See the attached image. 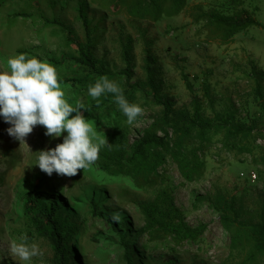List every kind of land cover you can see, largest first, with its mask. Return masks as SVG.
I'll use <instances>...</instances> for the list:
<instances>
[{
  "label": "rangeland",
  "instance_id": "obj_1",
  "mask_svg": "<svg viewBox=\"0 0 264 264\" xmlns=\"http://www.w3.org/2000/svg\"><path fill=\"white\" fill-rule=\"evenodd\" d=\"M243 9L264 25V0H0V71L8 70L9 57L21 53L48 61L56 67L69 102L84 103L89 111H80L111 144L78 175L48 176L36 165L38 151L55 148L67 133L53 138L38 125L20 144L0 116V264H20L9 245L25 234L43 252L31 264H55L52 244L37 237L29 224L24 203L31 195L56 204L61 217L78 226L68 264H125L126 243L135 264H236L228 262L231 235L210 200L223 194L237 197L254 212L264 210V114L256 93L260 85L264 96V27L228 38L201 15ZM81 10L94 53L113 72L129 68L130 78L109 79L120 84L126 98L132 92L129 102L143 107L144 115L133 125L127 124L112 94L99 100L88 95L98 78L79 64L77 48L68 40L71 33L74 41L86 42ZM150 74L172 111L192 113L199 102L206 117L232 109L244 123L255 125L261 133L255 155L228 154L215 143L202 155L205 166L190 179L171 158L146 186L123 177L125 173L108 176L100 160L116 148L113 139L131 148L146 135L161 137L168 130L162 121L165 108L153 98ZM115 117L120 121L116 127ZM169 188L191 226H208L199 240L179 241L148 226L141 207Z\"/></svg>",
  "mask_w": 264,
  "mask_h": 264
},
{
  "label": "trees",
  "instance_id": "obj_2",
  "mask_svg": "<svg viewBox=\"0 0 264 264\" xmlns=\"http://www.w3.org/2000/svg\"><path fill=\"white\" fill-rule=\"evenodd\" d=\"M180 2L181 0H176L177 4ZM80 19L87 29L86 42H76L70 37L71 33H68L70 35L68 40L76 46L79 53V64L96 78L123 75L130 78L129 68L118 73L113 72L94 53L90 42L88 21L83 10L80 11ZM201 19L224 32L228 38L252 27H264L246 9L236 14L205 12L201 15ZM55 23L66 29L63 23L58 21ZM149 81L153 98L157 100L158 105L165 108L162 121L168 130L161 137L146 135L131 148H128L122 139H113L111 143L116 148L107 151L100 160L102 169L108 176L119 177L125 173L123 177L131 178L138 184L146 186L155 180L161 167L171 158L179 162L186 172L187 179H190L194 172L205 166L202 155L215 143L220 145L221 151L228 154L255 155L258 148L256 141L261 133L255 125H249L240 120L234 110L229 109L222 113H215L212 117H206L201 111L200 103L194 102L192 113L172 111L159 96V89L151 74ZM131 93V91L127 93L128 99L132 98ZM256 93L258 105L264 114V96L260 85L256 87ZM118 119V117L114 118L115 127L120 125ZM105 120L109 121L107 118ZM210 203L211 208L220 215L222 224L231 235L228 262L262 264L264 261V210L254 212L239 202L237 197L229 198L223 194L214 196ZM24 208L29 215V224L35 235L49 240L52 244L54 263L68 264L71 260L70 242L77 239L78 226L64 220L56 204H45L32 195L26 198ZM141 212L149 227L179 241H197L208 229L206 224L193 227L187 222L183 212L176 205L171 188L160 192L154 202L142 206ZM124 247L126 249L125 264H135L127 249L128 244L126 243Z\"/></svg>",
  "mask_w": 264,
  "mask_h": 264
},
{
  "label": "clouds",
  "instance_id": "obj_3",
  "mask_svg": "<svg viewBox=\"0 0 264 264\" xmlns=\"http://www.w3.org/2000/svg\"><path fill=\"white\" fill-rule=\"evenodd\" d=\"M6 63L8 70L0 71V116L11 125L8 134L21 144L38 125L46 129L45 135L53 138L67 133L55 148L38 151L36 165L48 176L55 172L73 177L92 167L99 159V152L111 144L104 134L101 137L93 126L94 121L90 122L80 111L89 108L82 102H69L56 67L23 53L9 57ZM105 94L114 96L128 125L144 115L143 107L129 102L118 82L101 76L89 85L88 95L99 100ZM9 251L20 264H31L33 258L43 256L39 245L29 243L26 234L19 242L13 239Z\"/></svg>",
  "mask_w": 264,
  "mask_h": 264
},
{
  "label": "built area",
  "instance_id": "obj_4",
  "mask_svg": "<svg viewBox=\"0 0 264 264\" xmlns=\"http://www.w3.org/2000/svg\"><path fill=\"white\" fill-rule=\"evenodd\" d=\"M252 180L254 181L256 179V175L255 174H252Z\"/></svg>",
  "mask_w": 264,
  "mask_h": 264
}]
</instances>
